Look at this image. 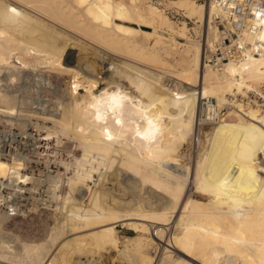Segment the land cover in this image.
Instances as JSON below:
<instances>
[{
    "label": "bare ground",
    "instance_id": "bare-ground-1",
    "mask_svg": "<svg viewBox=\"0 0 264 264\" xmlns=\"http://www.w3.org/2000/svg\"><path fill=\"white\" fill-rule=\"evenodd\" d=\"M168 10L191 18L202 39ZM216 11L199 0H0V103L6 107L0 117L9 123L50 121L45 138L59 143V135L69 137L81 150L71 174L55 180L61 219L46 240L22 241L4 229L9 216L0 215V261L69 264L72 254L105 251L114 256L112 263L153 264L162 244L150 234L154 225L148 220L163 225L177 215L182 229L166 237L163 263L264 264V183L249 196L239 192L264 169V109L237 100L264 82V52L245 53L221 67L208 63ZM258 23L264 50V17ZM98 45L152 68L120 60L99 78L101 87L86 56L103 55ZM169 58L179 67L172 71L181 81L178 89L154 70L171 67ZM210 96L235 104L251 120L221 123L211 150L189 174L179 148L200 118L199 99ZM1 174L31 179L5 162ZM190 183L203 200L188 195ZM118 223L136 235L121 240ZM164 228L154 231L161 242ZM16 253L19 260L12 257Z\"/></svg>",
    "mask_w": 264,
    "mask_h": 264
},
{
    "label": "built area",
    "instance_id": "built-area-1",
    "mask_svg": "<svg viewBox=\"0 0 264 264\" xmlns=\"http://www.w3.org/2000/svg\"><path fill=\"white\" fill-rule=\"evenodd\" d=\"M203 1L212 3L217 10L212 14L217 37L207 62L221 67L245 53L259 55V51L264 52L257 37L258 22L264 17V0ZM169 13L178 16L173 10ZM199 105L202 120L218 122L225 117V112L211 98L201 97ZM46 136V129L38 122L24 124L0 120V162L31 177L23 181L11 175H0V215L26 216L56 206L54 200L46 196L43 184L54 182L58 173L70 174L71 169H66L61 160H70L73 155L71 151L59 148L55 138ZM26 143H29L28 147Z\"/></svg>",
    "mask_w": 264,
    "mask_h": 264
},
{
    "label": "rangeland",
    "instance_id": "rangeland-1",
    "mask_svg": "<svg viewBox=\"0 0 264 264\" xmlns=\"http://www.w3.org/2000/svg\"><path fill=\"white\" fill-rule=\"evenodd\" d=\"M154 1H158V0H154ZM202 1L203 0H199ZM167 15L169 16V10L167 11ZM170 18L176 22H181V21H186L187 25L191 31V33L193 34V37L196 39L201 40L202 39V33H200L201 31L200 28H197L198 32L195 33V31L193 30V27L195 26V23L193 22V20L191 18H185L183 15H179L178 16H171ZM143 28L145 29H149L148 27L143 26ZM198 34V35H197ZM168 36V34H165ZM197 35V36H196ZM176 39L178 41H180L181 43L185 42L184 39L176 37ZM92 44V43H91ZM93 46H96L97 43L92 44ZM101 45H98V48H102L101 50L103 51V55L102 54H97L98 52H93L91 54H86L87 56V61H93V63L91 62V64H93V66L95 67V70H97V73H92L90 74L91 77H95L98 78V83L99 85L105 86V83L103 82L104 80H101L99 78H101L102 76H106L105 74L108 75V72L110 73V71H114L116 69V64L120 63V60H127L129 62H133L136 63L140 66L143 67H148V68H152L147 62H143V60L135 57L134 56H130V55H120V53H115L114 51L112 52V50H108L107 52L105 51V48L100 47ZM100 50V51H101ZM102 53V52H101ZM122 54V53H121ZM101 56V57H100ZM131 57V58H130ZM89 58V59H88ZM93 59V60H92ZM170 59V60H169ZM169 63H172V66L167 68L166 70H161V69H154L156 72L158 71V73L160 72L162 75L165 76V80H167V82H170L171 86L173 85L174 89H178L180 87V83L181 81L176 78V76H174V74L172 73V71H174L176 68H179L177 66V63L175 61H173V58H169ZM209 63V62H208ZM96 64V65H95ZM212 64V63H210ZM174 65V66H173ZM214 65V64H213ZM97 67V68H96ZM108 70V72H107ZM166 71V72H165ZM258 89L255 88H251L248 89L246 91L247 95H244L243 93H239L237 94V100L238 102H242L246 105V103H249L248 105L252 106V107H260V109H264V82L259 84ZM194 88L196 89V91L198 90V86L197 84H194ZM83 92V91H82ZM245 93V94H246ZM198 95V94H197ZM211 98L214 102L217 103L216 99L214 97H208ZM232 96L229 95V99H231ZM247 98V99H246ZM233 99V98H232ZM200 100V99H199ZM256 100V101H255ZM248 101V102H247ZM12 103H9V105H11ZM14 103V106H17V104ZM233 104V103H232ZM229 102H224L222 103H217V105L219 107L222 108V111L225 112V117L222 119L220 118V120L218 119V122H209L207 120H202L200 118L197 119L196 121V125L193 124L192 127V131L191 133L188 135V137H186V139L184 140V142L181 144V148H179V159H181V163L184 164V166H186L189 170V174L191 173V171L193 170L192 168H194L195 166V160L198 157H202V155H205L208 151L211 150V145H212V140H213V135L217 129V127L224 122H237L240 118V116H242L243 120H251L250 116L245 113V110H242L237 108V106L232 105ZM4 106V107H3ZM13 106V104H12ZM6 108L5 104L2 102L0 103V108ZM235 108V109H233ZM199 109H200V105H199ZM228 110V111H227ZM200 111V110H198ZM227 111V112H226ZM244 111V113H243ZM199 114V112H198ZM241 114V115H240ZM224 116V114L222 115V117ZM247 117V118H246ZM0 120L2 122H5V118L4 117H0ZM34 122H38L40 125L42 123L43 127L44 126H52V122L44 120L42 122V119H32ZM222 120V121H221ZM7 122V121H6ZM16 123V121H14ZM195 125V126H194ZM46 127H44L46 129ZM194 129V130H193ZM212 136V137H211ZM59 139L60 142L58 143L59 148L63 149V150H68L71 151L72 153V159L70 160H65L62 159L61 163L65 166L66 169H71V172L73 171V160H74V156L77 157L79 155H81V150L78 148V142L72 138L69 137H62L61 135H59ZM207 151V152H206ZM181 152V153H180ZM204 153V154H203ZM235 156L239 157L242 156V154L240 152L234 151L233 152ZM182 154V155H181ZM196 156V157H195ZM182 157V158H181ZM246 157V155H245ZM190 161V162H189ZM191 165V166H190ZM190 166V167H189ZM258 175L256 177H253V182L249 181L246 179V183L244 184L243 182V190H240L239 192L241 193H245L248 196L251 194L250 190L252 191H258V189L260 190V187L262 186V184L264 183V169L262 168H258ZM62 170V168L60 169V171ZM191 170V171H190ZM70 172V174H71ZM2 175V174H1ZM58 175H62L61 173H58L56 176H54V182H49V183H45L43 184V188H44V192H46V196L48 198H51L52 200H54L56 206L50 209L48 208H43L40 209L37 212H34L30 215H26V216H15V217H9L7 219V222L4 225V229L7 231H11L14 234H17V236L19 237V239H21L22 241H30V242H41L46 240L49 235L50 232L52 230V227L55 225V223L61 219L60 218V214L61 212H59V209L57 208L58 203L60 202V188H55V180L57 178ZM95 177H97V173L95 174ZM259 181L257 183V185L255 186V182ZM91 185H93V183L89 182ZM195 185L191 184L188 186L187 193L189 192L188 195H191V197L197 199V200H203L202 198H204V195H202L200 193V191H197L195 189ZM202 196H201V195ZM44 196V195H43ZM45 197V196H44ZM46 197V198H47ZM177 216V215H176ZM176 216H172L170 217V219L167 221V224H161L152 219H149L148 222L151 225H154V228H151V233L152 235H154V240H156L157 242H159L160 244H162V246H165V243L167 242L165 239L167 236L171 235V233H179L182 229V226L180 224L177 223V217ZM174 219V220H173ZM153 222V223H152ZM175 222V223H174ZM157 224V225H156ZM161 224V225H160ZM169 224V225H168ZM174 224V225H173ZM157 226H162L165 229V232L162 234V238L163 241H159V239H157L155 237L154 231L157 228ZM169 227V229H168ZM171 227V228H170ZM117 235L119 236V238L122 240L124 239V237L126 236H133L136 235V230L130 226H124V224L122 223H118L117 225ZM146 235V233H145ZM156 238V239H155ZM64 239V238H63ZM164 243V244H163ZM121 245V244H120ZM157 245V244H156ZM161 245H157L156 249L154 250V256H155V261L153 262V264H165L162 262V256H163V248ZM111 253L108 252H99L98 254H95V256L92 257V255H85L84 254H72V258L71 261L69 260V264L73 263V264H127V262H125L124 260H120L117 259V261L115 260L113 263L111 262V259L114 258V256H110ZM156 254V255H155ZM179 254L178 252L175 251V257L176 255ZM8 256H10V253L8 254ZM7 256V257H8ZM12 257H14L16 260L20 259V256L18 255V253L13 254ZM112 257V258H111ZM92 258V260H91ZM7 259V258H6ZM9 259V258H8ZM7 259V260H8ZM89 259V260H88ZM99 259V260H98ZM106 259V260H105ZM5 261V263H4ZM81 261V262H80ZM102 261V262H101ZM120 261V263H119ZM0 262H2V264H10V263H6V260H1ZM76 262V263H75ZM116 262V263H115Z\"/></svg>",
    "mask_w": 264,
    "mask_h": 264
}]
</instances>
